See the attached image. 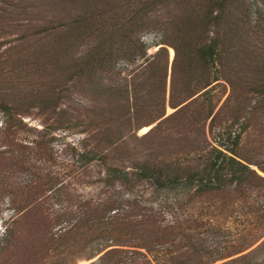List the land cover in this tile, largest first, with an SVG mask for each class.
Segmentation results:
<instances>
[{
  "label": "trees",
  "instance_id": "obj_1",
  "mask_svg": "<svg viewBox=\"0 0 264 264\" xmlns=\"http://www.w3.org/2000/svg\"><path fill=\"white\" fill-rule=\"evenodd\" d=\"M33 1L4 0L3 10L35 11ZM239 1L43 0L37 8L53 4L63 19L75 17L4 50L0 41V63H22L8 73L17 76L13 98L0 102V175L38 169L34 192L9 194L16 216L0 264H251L264 253V165L242 151L255 114L226 111L243 85L234 60L245 52L242 35L230 28V21L238 25L230 13ZM151 29L161 32V47L124 74L122 61L146 57L141 35ZM72 88L87 101L85 135L63 157L53 134L77 124L63 108ZM254 90L264 97V83ZM168 106L175 111L168 114ZM34 108L48 119L42 129L25 121ZM157 180L177 193L176 203L150 207L116 197L120 185ZM90 187L96 190H83ZM248 214L252 228L234 233L224 256L203 253L201 229Z\"/></svg>",
  "mask_w": 264,
  "mask_h": 264
},
{
  "label": "rangeland",
  "instance_id": "obj_2",
  "mask_svg": "<svg viewBox=\"0 0 264 264\" xmlns=\"http://www.w3.org/2000/svg\"><path fill=\"white\" fill-rule=\"evenodd\" d=\"M42 1L43 0L33 1L31 5L36 7L35 11L31 9V12L23 13L21 11H15L14 8H12L14 12H4L3 9L6 8V3L4 0H0V41L4 43L2 50L12 44L18 45L20 39L24 37L37 34L47 27L50 28L51 26L62 25L65 21H71V19L75 17V14L71 13L67 14V18L64 17L63 19L64 12L60 10V7L53 4L50 5L49 9L37 8L42 5ZM170 1L171 0H169V2ZM83 5L85 6V4ZM158 9H161V7H158ZM232 9L233 11L229 9V11H232L230 15L234 14V19L238 21V25L230 21V28L237 26V30L235 29L236 31L234 32L240 31L242 39L239 44H241L240 47H243L245 52L236 59L234 58L235 64L238 65L240 69V81L242 80L241 82H243V85L231 96L226 111L228 115L236 111H241L249 115L250 112L253 111L255 117L250 124L249 130L243 135L242 151L243 154L251 158L252 161L264 165V97L254 90L264 83V0H240L232 6ZM171 10L172 13L176 11L174 7ZM163 13H166L165 18L168 19V15L170 14L169 10H163ZM172 15H175V13ZM141 36L143 41L149 45L147 55L145 58L138 59L133 64L122 61L119 66L124 68V74H131L134 71L140 70L143 63L146 62V59L151 58L161 47V44L157 45L162 39V34L159 30H147L144 31ZM169 50L172 64L175 51L172 48ZM76 51H78V48ZM21 66V62L13 60L7 63H0V102L3 99L13 98L12 96L15 92L14 83L16 82L17 76H12L11 73V75L8 73L13 71V69H21ZM71 90V95L67 97L65 101L68 107L63 108L69 110V113L77 124L71 126V128L57 130L53 134L55 139L52 142L54 150L58 155L63 157L69 154V152L66 151L67 148L79 147L80 141L85 135L82 132L83 126L81 120L84 118L82 115L84 112L83 106L87 105V101L79 88H72ZM230 94L231 88L228 86L224 100L228 98ZM174 111L172 107L168 106V114ZM47 120L46 117L40 114L39 108H34L32 114L25 117V121H27L30 126L39 129H42L46 123H49ZM3 121L4 118L0 111V127ZM155 125L156 124L153 126ZM150 127L141 129L139 135L146 134ZM209 135L211 140L215 141L210 132ZM126 165L129 169L130 163H126ZM99 171L100 169L95 167L94 173L96 174ZM259 172L264 175V172L260 170ZM37 176L38 169L28 167H13L0 175V192H4V196L0 198V261L4 258L1 253V247L3 245L5 231L7 227L13 224L14 217L16 216V211L10 203L9 194L13 191L21 192L26 195L34 192V188L30 185L37 179ZM158 183H162V180H159V182L158 180L153 181L152 183L141 181L137 186H131L130 184L120 185L115 189V194L121 203L135 200L150 207H168L176 203L178 200H176V198L179 197L177 193L159 186ZM182 188L188 191L192 189L193 186L190 184ZM83 190L91 192L96 189L90 187ZM251 217L253 216H249V214L248 216H238L225 224L217 222L214 228L208 226L201 229L198 237L203 253L210 259L224 256L229 250L230 242L233 239L232 235L243 229L252 228L253 224L251 222ZM221 226L223 228H221ZM96 245V243L92 244L87 250L82 251V255L93 251ZM163 251L160 255H162L163 261H167L169 257L165 255L168 254ZM66 255H78V252L66 253ZM99 257L100 256H97L94 260H98ZM227 260L229 259L219 260L214 264H221ZM251 264H264V253L256 255V259H254Z\"/></svg>",
  "mask_w": 264,
  "mask_h": 264
},
{
  "label": "water",
  "instance_id": "obj_3",
  "mask_svg": "<svg viewBox=\"0 0 264 264\" xmlns=\"http://www.w3.org/2000/svg\"><path fill=\"white\" fill-rule=\"evenodd\" d=\"M152 127L149 128V130L151 129Z\"/></svg>",
  "mask_w": 264,
  "mask_h": 264
}]
</instances>
